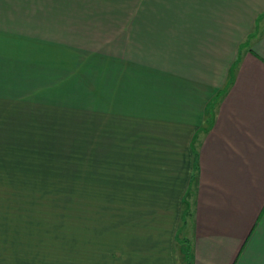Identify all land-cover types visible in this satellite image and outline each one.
I'll return each instance as SVG.
<instances>
[{
	"label": "crops",
	"instance_id": "1",
	"mask_svg": "<svg viewBox=\"0 0 264 264\" xmlns=\"http://www.w3.org/2000/svg\"><path fill=\"white\" fill-rule=\"evenodd\" d=\"M96 34L98 80L77 81ZM188 247L264 264V0H0V264Z\"/></svg>",
	"mask_w": 264,
	"mask_h": 264
},
{
	"label": "rangeland",
	"instance_id": "2",
	"mask_svg": "<svg viewBox=\"0 0 264 264\" xmlns=\"http://www.w3.org/2000/svg\"><path fill=\"white\" fill-rule=\"evenodd\" d=\"M102 42L99 41L98 34L94 38L89 40H77V81H84L88 75V69L84 70L85 65H91L94 69L92 72L91 80H98L99 72L98 67L100 65L99 47ZM115 51V50H114ZM82 84V83H79ZM78 84V86H79ZM82 87V86H79ZM63 146H61V149ZM61 153V154H60ZM59 153V170L61 172V180H74V172L80 173L82 175L83 169V155L75 152L74 154L68 151H62ZM71 154V155H69ZM66 199V197H64ZM63 198V199H64ZM66 202V200L64 201Z\"/></svg>",
	"mask_w": 264,
	"mask_h": 264
},
{
	"label": "trees",
	"instance_id": "3",
	"mask_svg": "<svg viewBox=\"0 0 264 264\" xmlns=\"http://www.w3.org/2000/svg\"><path fill=\"white\" fill-rule=\"evenodd\" d=\"M191 249L190 247L187 248V258H188V264H191L192 261V255H191Z\"/></svg>",
	"mask_w": 264,
	"mask_h": 264
}]
</instances>
